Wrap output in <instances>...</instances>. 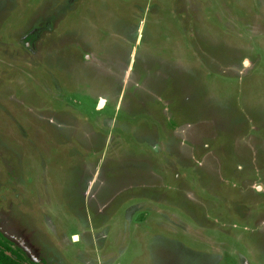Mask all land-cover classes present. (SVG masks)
Segmentation results:
<instances>
[{
  "label": "rangeland",
  "instance_id": "obj_1",
  "mask_svg": "<svg viewBox=\"0 0 264 264\" xmlns=\"http://www.w3.org/2000/svg\"><path fill=\"white\" fill-rule=\"evenodd\" d=\"M0 232L39 264H264V0H0Z\"/></svg>",
  "mask_w": 264,
  "mask_h": 264
},
{
  "label": "trees",
  "instance_id": "obj_2",
  "mask_svg": "<svg viewBox=\"0 0 264 264\" xmlns=\"http://www.w3.org/2000/svg\"><path fill=\"white\" fill-rule=\"evenodd\" d=\"M0 264H39L24 254V251L8 240L0 232Z\"/></svg>",
  "mask_w": 264,
  "mask_h": 264
},
{
  "label": "bare ground",
  "instance_id": "obj_3",
  "mask_svg": "<svg viewBox=\"0 0 264 264\" xmlns=\"http://www.w3.org/2000/svg\"><path fill=\"white\" fill-rule=\"evenodd\" d=\"M102 105H103V102L100 103V107H101ZM74 239L76 240L77 238H74Z\"/></svg>",
  "mask_w": 264,
  "mask_h": 264
}]
</instances>
